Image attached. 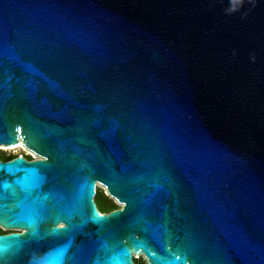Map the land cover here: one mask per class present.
<instances>
[{
	"label": "water",
	"instance_id": "1",
	"mask_svg": "<svg viewBox=\"0 0 264 264\" xmlns=\"http://www.w3.org/2000/svg\"><path fill=\"white\" fill-rule=\"evenodd\" d=\"M19 144L0 264H264V0H0Z\"/></svg>",
	"mask_w": 264,
	"mask_h": 264
},
{
	"label": "rangeland",
	"instance_id": "2",
	"mask_svg": "<svg viewBox=\"0 0 264 264\" xmlns=\"http://www.w3.org/2000/svg\"><path fill=\"white\" fill-rule=\"evenodd\" d=\"M1 154H4L5 156H11L16 153H22L27 154V152L22 148L12 149V150H0ZM3 155V156H4ZM29 160L32 159L30 156H26ZM98 185V196H96V204L100 210H104L105 208L110 207L111 203L114 208H119L120 204L117 202L115 198L110 196L108 192L106 191L105 187L101 185L100 183ZM99 185L101 186L99 188ZM111 201V202H110ZM10 232V231H7ZM136 264H148L147 260L143 256H139L136 258Z\"/></svg>",
	"mask_w": 264,
	"mask_h": 264
},
{
	"label": "trees",
	"instance_id": "3",
	"mask_svg": "<svg viewBox=\"0 0 264 264\" xmlns=\"http://www.w3.org/2000/svg\"><path fill=\"white\" fill-rule=\"evenodd\" d=\"M1 154V153H0ZM2 156L4 155V154H1ZM4 157H5V155H4ZM14 156H10V158H8V159H11V158H13ZM6 158V157H5ZM99 194H98V187H97V194H96V196H98ZM96 196H95V201H96ZM111 202V201H110ZM114 209H116V208H114L113 206H112V203H111V205H110V207H108V208H105L104 210H100L101 212H110V211H112V210H114ZM0 232L1 233H6L7 231H4V230H2L1 228H0ZM133 259H134V261H135V263H136V258H134L133 257Z\"/></svg>",
	"mask_w": 264,
	"mask_h": 264
},
{
	"label": "bare ground",
	"instance_id": "4",
	"mask_svg": "<svg viewBox=\"0 0 264 264\" xmlns=\"http://www.w3.org/2000/svg\"><path fill=\"white\" fill-rule=\"evenodd\" d=\"M17 148H22V149H24L27 153H30V151L28 150V149H26L22 144H19V145H17V146H13V147H11V146H4V145H0V150H12V149H17ZM35 157V156H34ZM101 186L99 185V188H100Z\"/></svg>",
	"mask_w": 264,
	"mask_h": 264
},
{
	"label": "built area",
	"instance_id": "5",
	"mask_svg": "<svg viewBox=\"0 0 264 264\" xmlns=\"http://www.w3.org/2000/svg\"><path fill=\"white\" fill-rule=\"evenodd\" d=\"M17 155H24V156L31 155L32 157L35 156L31 151H30V153H27V154L17 153ZM134 258H138V256L137 255H134Z\"/></svg>",
	"mask_w": 264,
	"mask_h": 264
},
{
	"label": "flooded vegetation",
	"instance_id": "6",
	"mask_svg": "<svg viewBox=\"0 0 264 264\" xmlns=\"http://www.w3.org/2000/svg\"><path fill=\"white\" fill-rule=\"evenodd\" d=\"M11 156H14V154L13 155H11ZM28 156H30L31 158H32V156L31 155H28ZM6 157V158H5ZM2 156L1 154H0V159L1 160H9L8 158H10V156ZM0 234H2L1 232H0Z\"/></svg>",
	"mask_w": 264,
	"mask_h": 264
}]
</instances>
